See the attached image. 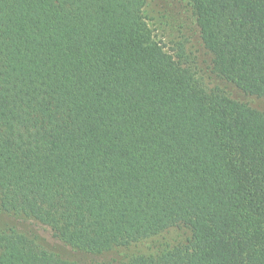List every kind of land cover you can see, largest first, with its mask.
Wrapping results in <instances>:
<instances>
[{"label":"trees","instance_id":"obj_1","mask_svg":"<svg viewBox=\"0 0 264 264\" xmlns=\"http://www.w3.org/2000/svg\"><path fill=\"white\" fill-rule=\"evenodd\" d=\"M146 4L0 0V264H264V0Z\"/></svg>","mask_w":264,"mask_h":264},{"label":"rangeland","instance_id":"obj_2","mask_svg":"<svg viewBox=\"0 0 264 264\" xmlns=\"http://www.w3.org/2000/svg\"><path fill=\"white\" fill-rule=\"evenodd\" d=\"M144 17L155 40L160 42L166 51L176 54L180 50L179 44L185 43L187 54L203 58V48L195 32L188 28L189 25L182 28L174 25L181 20H188L187 10L183 9L181 0H147ZM238 96L251 106L264 111V99L245 98L240 94Z\"/></svg>","mask_w":264,"mask_h":264}]
</instances>
